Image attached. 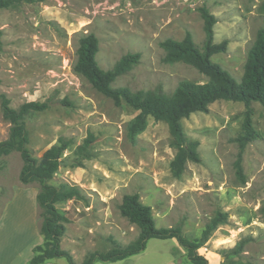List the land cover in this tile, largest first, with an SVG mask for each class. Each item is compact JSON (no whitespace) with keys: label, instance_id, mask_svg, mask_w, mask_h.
Masks as SVG:
<instances>
[{"label":"rangeland","instance_id":"obj_1","mask_svg":"<svg viewBox=\"0 0 264 264\" xmlns=\"http://www.w3.org/2000/svg\"><path fill=\"white\" fill-rule=\"evenodd\" d=\"M202 9L214 17L212 42H225L210 59L240 80L256 32L264 27L261 0H20L0 9V93L13 108L26 101L47 104L24 117L26 147L40 158L59 137L70 141L48 182L80 190L78 198L57 205L67 217L60 245L76 263L137 237L138 228L118 208L124 194L137 193L150 206L156 227H177L190 240L200 237L216 212H226V222L197 249L208 264L227 258L264 264V104L251 103L257 137L244 145L238 140L244 132L241 101L219 99L207 111L183 118L187 141L197 142L198 160L188 161L176 178L169 167L176 150L167 124L148 116L145 128L131 135L128 124L138 110L115 104L73 71L78 37L91 32L98 39L96 60L102 69L128 52L140 55L115 78L114 87L171 93L183 79L204 82L207 76L192 65L164 62L160 45L189 32L202 49ZM9 129L0 106V141ZM88 137L85 150L77 151ZM22 166L17 150L0 156V257L9 264H30L29 244L43 240L36 201L40 185L20 181ZM41 264L68 262L58 257ZM92 264L192 262L175 238H149L135 254Z\"/></svg>","mask_w":264,"mask_h":264},{"label":"trees","instance_id":"obj_2","mask_svg":"<svg viewBox=\"0 0 264 264\" xmlns=\"http://www.w3.org/2000/svg\"><path fill=\"white\" fill-rule=\"evenodd\" d=\"M20 0H0V9L14 7ZM264 4V0H261ZM206 40L202 49L194 43L191 34L187 32L181 40L165 38L160 42L164 50L163 61L167 63L184 62L197 68L207 76L204 82L183 79L171 93L161 89L132 90L127 86H112L115 78L129 71L139 60L138 52H128L122 55L111 68L102 69L96 60L98 39L89 32L78 37L76 59L73 71L84 77L97 91L111 98L115 104L126 103L138 110V113L128 124L131 135L143 130L147 117L164 121L169 130L170 143L175 148V154L169 163L171 174L179 178L188 161H197L196 141H187L181 120L194 112H205L210 103L219 100L241 101L245 105L242 123L243 134L238 137L241 145L257 137L252 124L253 101L264 104V27L256 32L255 38L247 52L243 73L236 80L226 69L213 62L210 56L225 48V42L213 43L212 26L214 17L202 9ZM0 29V48H1ZM2 115L10 122L9 136L0 141V156L11 150L19 151L23 166L19 173L22 183L37 181L40 185L36 193L37 205L40 208L41 223L39 232L42 242L33 248L30 264H39L47 259L63 257L68 264H92L96 259L116 261L135 254L145 248L149 238H175L186 250V256L192 264H208L207 258L198 253L197 249L208 239L212 230L218 224L227 220V213L218 211L209 219L198 239H187L177 227H156L149 205L142 203L137 193H127L122 196L118 205L119 212L130 223L138 228L137 237L128 244L115 245L105 252H90L81 263H76L72 254L61 247V237L65 231L64 223L67 217L57 207L58 204L80 196L76 185L66 182L53 185L48 182L56 172L60 155L68 149L70 141L59 137L57 143L47 148L40 158H35L26 147L27 135L24 117L35 111L46 108L45 102L26 101L17 108L9 105L8 98L0 93ZM91 138L84 140L77 151L85 150ZM237 173L241 175L240 159L236 161ZM264 214V201L261 205ZM239 247L234 252L240 250ZM221 264H254L250 261L227 258Z\"/></svg>","mask_w":264,"mask_h":264},{"label":"crops","instance_id":"obj_3","mask_svg":"<svg viewBox=\"0 0 264 264\" xmlns=\"http://www.w3.org/2000/svg\"><path fill=\"white\" fill-rule=\"evenodd\" d=\"M42 242V241H41ZM36 244H39L38 242L37 243H30L29 244V250H31L32 251V253H33V248H34V246L36 245ZM32 257V256H31ZM31 259V258H30ZM7 259H3V257H0V264H9V263H7ZM43 263V262H42ZM39 264H41V263H39Z\"/></svg>","mask_w":264,"mask_h":264}]
</instances>
